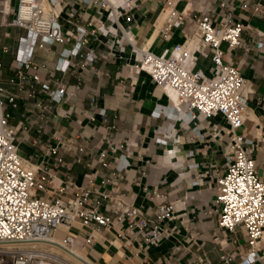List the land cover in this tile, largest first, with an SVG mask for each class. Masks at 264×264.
Instances as JSON below:
<instances>
[{
	"label": "crops",
	"instance_id": "1",
	"mask_svg": "<svg viewBox=\"0 0 264 264\" xmlns=\"http://www.w3.org/2000/svg\"><path fill=\"white\" fill-rule=\"evenodd\" d=\"M18 1L0 0L4 12L0 85L20 155L38 163L43 156L35 141L41 149L57 146L62 155L60 176H69L74 184L85 186L92 178L96 191L146 212L165 200L174 207L175 219L163 223L172 232L170 237L140 245L135 237L141 233L136 231L131 245L125 246L114 232L105 231L87 255L96 264H221L220 256L228 252L231 264H239L249 251L245 231L219 228L220 208L215 201L216 179L225 172L229 154L228 124L220 114L206 117L195 110L185 119L187 105L178 103L173 90L157 86L137 68L131 44L158 56L186 46L189 55L183 67L211 79L221 71L201 42L194 19L207 16L216 25L229 15L233 23L244 26L240 47L222 44L221 48L224 63L236 67L245 80L242 93L248 115L240 129L243 146L255 161L258 177L264 178V0H120L116 3L122 14L118 25L98 3L60 0L55 11L64 42L33 46L38 39L10 24ZM125 2L132 4L131 10ZM168 10L183 13L187 21L167 29L163 15ZM80 34L85 41L79 50L82 57L72 55ZM258 43L261 48H256ZM90 48L95 52L92 61L84 59ZM21 59L31 62L23 70L24 82L17 79ZM60 87L65 89L64 98L58 104L50 102V92ZM92 98L99 109L93 122L87 117ZM104 151L107 169L101 166ZM45 160L50 165L54 157ZM121 166V177H112ZM150 191L162 198L147 199ZM109 209L107 203L101 207L105 215ZM253 264H264V237Z\"/></svg>",
	"mask_w": 264,
	"mask_h": 264
},
{
	"label": "built area",
	"instance_id": "2",
	"mask_svg": "<svg viewBox=\"0 0 264 264\" xmlns=\"http://www.w3.org/2000/svg\"><path fill=\"white\" fill-rule=\"evenodd\" d=\"M86 1L98 3L118 25L122 14L116 3ZM59 4L60 0H19L10 24L26 29L35 40H39L33 41L32 46L62 44L64 33L55 11ZM124 5L128 11L132 9L130 2ZM255 10L260 9L257 6ZM3 17L4 12L0 9V25ZM185 21L187 18L183 13L171 10L166 20L167 29L179 28ZM193 22L201 42L210 50L211 61L221 71L219 77L206 79L199 71L185 69L183 63L189 55L186 46H175L168 55L158 56L146 48L130 44L135 50L137 68L150 75L157 86L173 90L178 103L187 105L185 119L190 118L195 110L206 117L220 114L227 122L231 138L225 172L216 179L215 201L220 208L217 224L231 233L237 227L244 229L249 251L239 264H253L264 237V178L258 177L255 161L243 146L244 134L240 129L248 115L247 99L242 93L245 80L236 67L224 63L221 48L222 44L229 48L240 47L244 26L233 23L229 15L216 25L207 16L195 18ZM82 36L80 34L73 56L80 55V47L85 43ZM261 47L262 43L256 45V48ZM94 57V49L90 48L84 59L92 61ZM18 67L17 79L24 82L23 70L29 69L31 62L21 59ZM32 78L38 81L37 75ZM43 89L48 90V86L43 85ZM3 93L0 85V264H89L78 257L76 259L74 250L78 241L82 239L80 251L87 256L88 248L105 231L114 232L125 246L131 245L130 237L136 231L141 233L135 237L140 245L171 236L172 232L163 226L165 221L175 219L174 207L169 201L157 203L146 212L109 193L96 191L92 178L85 186H78L69 176H60L58 166L62 163V155L57 146L41 149L39 141H35L42 160L34 163L22 157L18 136L9 125V115L3 108ZM64 96L65 89L60 87L50 92L49 100L58 104ZM13 100L10 97L9 101ZM90 105L87 117L93 122L99 111L95 98L91 99ZM50 156L54 161L49 165L45 158ZM106 157L107 153L102 152L103 169L108 168ZM123 167L117 168L111 176L121 177ZM104 182H110V179ZM146 198L153 200L162 196L150 191L146 192ZM105 203L110 207L109 215L101 211ZM61 226L66 232L58 237ZM63 254L71 259H66ZM219 259L221 264H231L232 256L224 252Z\"/></svg>",
	"mask_w": 264,
	"mask_h": 264
},
{
	"label": "bare ground",
	"instance_id": "3",
	"mask_svg": "<svg viewBox=\"0 0 264 264\" xmlns=\"http://www.w3.org/2000/svg\"><path fill=\"white\" fill-rule=\"evenodd\" d=\"M111 3H119V1L120 0H109ZM169 12H170V10H168V11H166L165 13H164V18L166 19L167 17H168V14H169ZM162 17V16H161ZM253 115V114H252ZM252 117V116H251ZM250 117V118H251ZM253 119V118H252ZM66 232V228L64 227V226H61L60 227V231H59V233H62V234H64ZM61 236V235H60ZM58 239V238H57ZM51 249L53 250L54 248H52L51 247ZM56 249V248H55ZM74 254L76 255V259H77V257L79 258V259H82V260H84V261H87L89 264H94L93 262H92V260H90L84 253H82L80 250H78L77 248L74 250ZM64 255V257L66 258V259H71V257L69 256V255H67V254H63ZM78 260V259H77Z\"/></svg>",
	"mask_w": 264,
	"mask_h": 264
},
{
	"label": "rangeland",
	"instance_id": "4",
	"mask_svg": "<svg viewBox=\"0 0 264 264\" xmlns=\"http://www.w3.org/2000/svg\"><path fill=\"white\" fill-rule=\"evenodd\" d=\"M60 235L63 236L64 234H62V233H58V234H57L58 237H61ZM81 245H82V239H80V240L78 241V244H77L76 248H77L78 250H80ZM87 257H88L90 260H92L88 255H87ZM92 262H93V260H92ZM93 263L96 264L95 262H93Z\"/></svg>",
	"mask_w": 264,
	"mask_h": 264
}]
</instances>
